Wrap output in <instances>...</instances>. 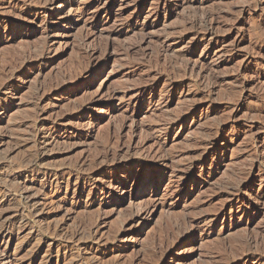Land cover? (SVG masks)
<instances>
[{"label":"rangeland","instance_id":"374dc122","mask_svg":"<svg viewBox=\"0 0 264 264\" xmlns=\"http://www.w3.org/2000/svg\"><path fill=\"white\" fill-rule=\"evenodd\" d=\"M183 1L0 0V264H264V0Z\"/></svg>","mask_w":264,"mask_h":264},{"label":"bare ground","instance_id":"6f19581e","mask_svg":"<svg viewBox=\"0 0 264 264\" xmlns=\"http://www.w3.org/2000/svg\"><path fill=\"white\" fill-rule=\"evenodd\" d=\"M183 3H184V4H189V3L191 4V3H192V0H184ZM69 8H70V7H69ZM204 15H205V14H204ZM201 17H205V16H201ZM199 18H200V17H199ZM205 18H206V17H205ZM207 18H208V17H207ZM201 20H202V19H201ZM201 20H199V21H201ZM204 20H205V19H204ZM202 22H203V21H202ZM204 22H205V21H204ZM200 24H201V23H200ZM208 29H209V28H208ZM208 29H207V30H208ZM135 33H136V32H134L133 34L135 35ZM139 43H140V42H139ZM139 43L137 42V44H139ZM139 45H140V44H139ZM127 47H128L127 49H131V48L133 49V48H134V45L132 44L131 46H127ZM174 63L176 64V63H178V62H174ZM171 64H172V62H171ZM171 64H170V65H171ZM178 65H179V64H178ZM182 66H184V67L186 68L185 64H183ZM171 67H173V66H171ZM187 67H188V66H187ZM7 84H8V83H7ZM8 85H9V84H8ZM5 86H6V85H5ZM105 154H106V153H105ZM103 156H104V155H103ZM127 162H130V160H125V161H124V164H127ZM143 186H144V184H143ZM41 191H42V190H41ZM41 191H40V192H41ZM40 192H39V193H40ZM53 202H54V201H53ZM55 202H56V200H55ZM2 228H3V227H2ZM8 232H9V229H8V226H7V227H5V228H3V229L0 230V235H1L2 237L8 236V234H9ZM76 232H77V231H76ZM78 232H79V231H78ZM77 234H78V233H77ZM247 241H248V240H247ZM245 242H246V241H245ZM249 242H250V241H249ZM250 243H251V242H250ZM253 243H254V242H253ZM249 245H250V244H249Z\"/></svg>","mask_w":264,"mask_h":264}]
</instances>
